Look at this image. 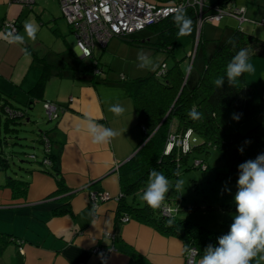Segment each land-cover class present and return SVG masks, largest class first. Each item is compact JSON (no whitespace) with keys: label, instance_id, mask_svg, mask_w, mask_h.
Segmentation results:
<instances>
[{"label":"crops","instance_id":"1","mask_svg":"<svg viewBox=\"0 0 264 264\" xmlns=\"http://www.w3.org/2000/svg\"><path fill=\"white\" fill-rule=\"evenodd\" d=\"M148 1L171 3L176 0ZM35 5L42 24L35 40H40L39 43L28 40L24 32V22ZM44 15H48L45 21ZM63 18L59 0H35L32 8L12 0H0V94L4 97L0 105L5 98L15 106V100L29 104V91L43 71L39 58L64 67L63 76L52 77L43 98L34 99L30 105H35L36 100L49 99L64 108L49 132L68 188L65 193H56L57 178L48 165L38 162L23 166V174L14 176L27 182L25 191L21 190L23 186L15 190L7 184L8 175L6 178L0 175V264H188L181 239L137 218L124 222L118 217L117 197L122 191L119 167L133 156L143 131L135 104L123 82L113 79L91 84L83 79L82 63L87 61L80 56L76 35ZM6 19H17L21 23L17 34L25 35V45L10 44L4 39L6 32L2 24ZM49 20L52 23L45 25ZM211 28L208 40L214 37L212 31L218 27L212 25ZM231 28L227 25L222 28L220 37L226 38ZM247 32L264 39V27L263 30L252 27ZM111 41L106 47L100 46V53L95 48L94 57L100 62ZM53 52L56 58L51 56ZM75 56L79 60H75ZM250 62L259 69L262 78L253 80V73H246V79L258 85L264 98V57H252ZM52 86H56L53 93ZM117 102L126 109L120 117L109 111ZM87 117L116 130L119 135L109 144H93L84 130ZM12 126L17 129L16 125ZM93 191H105L111 197L94 206ZM63 205L68 209L57 212ZM107 233L114 234V238ZM111 245L116 249L106 258L93 251L97 246ZM262 263L264 261H259Z\"/></svg>","mask_w":264,"mask_h":264},{"label":"trees","instance_id":"2","mask_svg":"<svg viewBox=\"0 0 264 264\" xmlns=\"http://www.w3.org/2000/svg\"><path fill=\"white\" fill-rule=\"evenodd\" d=\"M183 1L176 0L172 3L164 2L163 4H178ZM203 1L204 5L202 7L189 2L179 10H182L191 20H194L198 19L201 9L202 16L205 18L209 14L214 13L217 7L227 6L233 2V0ZM245 9L246 15V6ZM176 13L149 26L155 29L159 48L173 54L174 57L175 47L180 37L178 36L179 30L173 21ZM246 21L256 22V20L251 18ZM246 21H239L240 27H232L228 36L220 38L221 40L216 44L210 43L211 39L208 40L207 38L203 41L201 33L196 44V51L192 50L186 56L175 59V63L170 67L166 62H163L148 76L128 80L122 74L121 79L117 80V82H123L127 88L135 104L138 123L143 131V138L133 156L119 167L122 191L117 197L119 200L118 217L121 219L127 214L130 219L132 217L137 218L155 226L167 235L178 237L185 246L186 260L188 252L186 249L195 248L197 250L194 263L203 257L204 249L209 244L218 245V238L229 231H218L197 221L180 217L181 208L170 201L169 193L164 204L179 207L177 213L169 216L163 214L162 207L153 212L146 203L139 205L136 195L139 191L142 190L144 192L146 189L148 177L152 170L161 172L168 179H177L179 176H176L175 173L177 171L180 173L183 166H186L193 151H205L208 153L211 148L218 149L228 167L226 172L219 173L220 176L227 177L236 183L239 176L238 165L247 160L255 159L259 154L264 153V122H259L248 132L242 133L240 126H232L226 118L227 114L232 112L239 116L238 121L243 123L264 110V98L260 94L259 87L248 83L246 74L239 78L240 82L237 87H229L226 82V66L240 49H247L250 58L264 57V39L244 31L241 25ZM17 22L20 28L21 23L18 20ZM69 25L74 32L72 24L69 23ZM18 31L19 29L16 34ZM133 34L118 37L129 43H134L136 40L132 37ZM139 41L143 43L146 40L141 39ZM229 41H232V43H229ZM187 58L188 63L192 62L190 74L185 71L187 69V66H185ZM83 59L85 61L89 60L82 63L81 72L84 75L83 79L88 80L91 84H98L108 80L114 81L106 76V70L100 66V60L94 57V51L91 57ZM198 59L199 66L197 71H194ZM39 60L43 64V71L35 86L29 91L30 101L27 105L28 108L31 107L30 104L34 103V99L43 98L47 83L52 77L63 76L64 74V67L55 66L44 58H39ZM163 64L167 65L166 73L159 74L158 71ZM74 76L77 77L76 74ZM221 76L225 77V84L223 88H217L214 80ZM2 99L4 97L0 94V100ZM5 99L4 103L0 105V137L2 130L7 133L13 130L16 131L17 129L12 125L31 119L23 108L15 106L7 98ZM46 101L51 100L45 99L43 101L44 108ZM55 104L58 105L57 103ZM58 106L64 109L62 106ZM7 107L21 112L22 115L8 116L6 114ZM193 107L200 113L199 119H193L188 115ZM2 116H5L4 120ZM189 129H191L190 143L192 145V139L194 138L195 145H192L187 152L182 151L180 147H174L167 153L166 149L170 133L183 136ZM43 134L44 154L42 158L32 154L31 158L33 160L30 162L48 165L47 167L51 168L53 175L57 178L59 189L56 193H65L68 188L65 185L64 177L61 175L58 156L52 148L51 134L49 130ZM245 141H251V143L245 144ZM48 143L50 144L49 150H47ZM240 147L244 149L243 154L238 150ZM201 161L205 163L204 160ZM9 166L8 158L4 151L0 150V169L5 170ZM193 166L199 167L195 165V161ZM22 167L20 166V168ZM43 170L46 171L47 169L43 168ZM7 184L11 185L15 190H18L20 186H23L21 190L25 191L27 189L25 180L16 179L11 175L7 176ZM130 195L133 196V201L128 200ZM67 209V205H63L57 208L56 211L63 212ZM169 221H171V224H169ZM187 263L194 264L188 261Z\"/></svg>","mask_w":264,"mask_h":264},{"label":"rangeland","instance_id":"3","mask_svg":"<svg viewBox=\"0 0 264 264\" xmlns=\"http://www.w3.org/2000/svg\"><path fill=\"white\" fill-rule=\"evenodd\" d=\"M232 4L239 7H248V13H246V16L256 20V23L254 24H251L248 21L244 22L241 25L243 26L244 31L247 32L252 27H256L257 30H263L264 23L261 21L264 20V0H233ZM35 6L36 7L33 10L29 11L27 20L34 21L40 28L42 24L37 17L40 15V12L37 5ZM46 18H48V15H44L43 20H47ZM65 21L68 22L67 19ZM49 23H52V21H47L45 25H48ZM212 25L218 27L215 29V32L212 31L214 37L210 38L211 40L209 41L213 44H216L221 40L220 30L226 25L240 27L239 21L230 16H225L221 21H210L204 22L203 24L200 23L199 18L194 19L192 20L191 32L188 35L179 37L178 43L175 47L174 57L173 54L159 48L157 45L158 37L155 33V29L148 26L132 35L136 40L134 43H129L118 36L113 37L109 49L101 58L100 66L106 70L105 74L109 79H121L122 74H124L128 80L148 76L153 73V71L137 68L138 62L136 57L139 50L144 49L149 51L153 61L157 64V68L163 62H166L170 67L175 63V59H180L186 56L188 51H196V44L199 41L200 34L202 33L201 39L204 41V39L208 38L207 35L209 34V28L210 31L213 29L211 28ZM47 38H49V36H47ZM141 39H145L146 41L142 43L139 41ZM39 42L40 40L38 39L35 41V43ZM56 48L58 47L55 46V49ZM100 48L101 47L97 45L96 50ZM100 52L101 50L98 53ZM51 56L56 58L55 52H53V55ZM74 59L79 60L77 56H75ZM191 63L192 62L188 63L187 58L185 66H187V68L191 67ZM198 66L199 59L195 65L194 71H197ZM252 78L253 80H260L259 78H262L259 69H255ZM55 89L56 86H52L50 91L53 93L55 92ZM14 104L23 108L29 114L28 117L31 119L24 120L22 123L17 124V130L15 132L7 133L2 130L0 137V150L3 149L4 154L10 163V166L7 169L0 170V175H4V177L6 175L16 176L17 174H23L20 166L31 164L32 162L30 161L33 160L31 158L32 154H36L39 158H42L44 154V144L42 142L43 133L47 132L50 127L54 126L56 121V119L49 120L43 101L41 100H36L35 105H32L30 108H28L23 101L15 100ZM233 117L234 114L229 112L226 116L227 121L232 126H240V131L246 133L254 125L259 122H264V110L254 118L252 117L243 123H240ZM2 119L4 120L3 117ZM192 145H195L194 138L192 139ZM195 159L204 160L208 168L203 169L201 167H194L193 164ZM227 170L228 167L225 159L218 149L211 148L208 153L205 151H193L188 163L185 167L183 166L180 175L177 178L183 180V186L178 191H175V189H170L169 191L170 201L181 208L179 216L197 221L218 231H229L230 225L233 222V214L236 212L234 196L238 189L236 182L227 177L224 178L220 176L219 173H224ZM177 179L169 180L174 185ZM142 194L143 191L141 190L136 195L137 203L139 205H144L145 203L140 199ZM128 200L133 201V196L130 195Z\"/></svg>","mask_w":264,"mask_h":264},{"label":"clouds","instance_id":"4","mask_svg":"<svg viewBox=\"0 0 264 264\" xmlns=\"http://www.w3.org/2000/svg\"><path fill=\"white\" fill-rule=\"evenodd\" d=\"M173 21L179 30L178 36H185L191 32L192 20L182 10L177 11ZM39 30V25L34 21L24 22V32L28 40L34 42ZM25 35H19L13 31L8 32L4 39L10 44L25 45ZM24 51L28 54L26 47ZM136 59L137 68L141 70L154 72L157 68L149 51L139 50ZM185 71L190 74L192 69L188 67ZM254 72L255 67L250 62L249 52L242 48L226 66V82L229 87H237L240 77ZM214 84L217 88H223L225 77H218L214 80ZM109 111L120 117L126 109L117 102L109 107ZM188 115L193 119L200 118V113L195 107L189 111ZM233 118L239 120V116L235 114ZM80 130L77 128V131ZM84 130L91 136L92 143L96 145L109 144L119 135L116 130L105 127L90 117L86 118ZM250 143L251 141H245V144ZM238 150L243 154V147ZM238 172V190L234 196L236 212L233 214L230 230L218 238V245L209 244L204 249V255L199 264H253V261L259 264V261H264V153L238 165ZM175 175L179 176V171ZM183 183L182 179H177L173 185L164 174L152 170L140 199L155 212L164 205L170 189L178 191ZM186 251L190 253L191 249H186Z\"/></svg>","mask_w":264,"mask_h":264},{"label":"built area","instance_id":"5","mask_svg":"<svg viewBox=\"0 0 264 264\" xmlns=\"http://www.w3.org/2000/svg\"><path fill=\"white\" fill-rule=\"evenodd\" d=\"M24 6L32 7L35 0H12ZM60 7L64 17L72 24L76 35V48L83 58L92 56L97 45L105 47L110 39L114 36H128L145 27L169 17L187 3L192 2L195 5L203 6V0H184L178 4H163L155 3L148 0H59ZM245 7L234 6H219L216 11L209 14L207 17L202 16L200 10L199 20L203 24L205 21H221L225 16H232L240 22L248 20L245 15ZM264 23V20L262 21ZM3 30L8 32H17L19 24L17 19H6L2 25ZM166 64H163L158 71L159 74L166 73ZM45 110L49 119H57L62 109L52 101L45 102ZM8 116L22 115L21 112L6 108ZM191 129L187 130L182 136L181 134L170 133L166 152L169 153L172 148L180 147L182 151L187 152L191 149L189 137ZM47 144V150L50 148ZM34 157V156H33ZM47 162V161H46ZM195 165L203 169H207V165L200 159L195 160ZM111 196L105 191H93L91 199L94 206H98L100 201L109 199ZM179 207H173L171 204H164L162 212L164 215L177 213ZM122 221L130 220L129 215H124ZM109 237L114 238V234L107 233ZM116 248L111 246H97L94 252L101 257L106 258ZM197 250L191 248V252H187V261L194 263Z\"/></svg>","mask_w":264,"mask_h":264},{"label":"water","instance_id":"6","mask_svg":"<svg viewBox=\"0 0 264 264\" xmlns=\"http://www.w3.org/2000/svg\"><path fill=\"white\" fill-rule=\"evenodd\" d=\"M197 47V46H196Z\"/></svg>","mask_w":264,"mask_h":264}]
</instances>
